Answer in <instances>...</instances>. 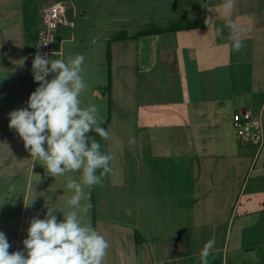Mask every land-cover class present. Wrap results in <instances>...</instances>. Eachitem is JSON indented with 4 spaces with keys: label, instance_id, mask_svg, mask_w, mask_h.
I'll list each match as a JSON object with an SVG mask.
<instances>
[{
    "label": "crops",
    "instance_id": "obj_1",
    "mask_svg": "<svg viewBox=\"0 0 264 264\" xmlns=\"http://www.w3.org/2000/svg\"><path fill=\"white\" fill-rule=\"evenodd\" d=\"M54 1L0 0V231L10 253L23 249L29 221L43 219L45 205L63 220L73 194L67 180L81 176L48 175L8 127V113L26 107L39 86V9ZM163 3L172 10L156 7L150 19L147 0H138L136 16L131 0L122 8L119 0H70L74 26L59 29L50 56L84 55L81 107L96 105L110 133L88 134L113 156L112 171L85 187L81 202L91 204L87 219L108 242L104 264H201L209 240V264H264V144H240L233 127L234 111L247 109L262 116L264 132V0H236L239 52L227 28L220 39L204 23L212 16L222 26V0L156 6Z\"/></svg>",
    "mask_w": 264,
    "mask_h": 264
},
{
    "label": "clouds",
    "instance_id": "obj_2",
    "mask_svg": "<svg viewBox=\"0 0 264 264\" xmlns=\"http://www.w3.org/2000/svg\"><path fill=\"white\" fill-rule=\"evenodd\" d=\"M235 7L236 0H222L218 5L222 26H215L212 16L204 23L214 26V36L220 39L227 28L231 47L239 52L245 44L240 27L231 18ZM84 63L83 54L65 60L37 51L32 75L39 86L29 95L26 107L8 113V127L15 130L33 161H39L48 175L55 178L80 172L81 176L79 180H67L66 187L73 194L67 197L69 210L61 212L63 220L57 219L55 207L45 205L44 218L33 216L29 221L22 250L10 253L11 244L0 231V264H104L108 242L87 219L91 204L81 202L89 199L85 187L102 184L112 171L113 156L102 151L100 142L88 135L95 132L104 140L110 138L109 131L102 127L97 106L81 107L80 96L87 88L82 75ZM135 142V137L129 138V145ZM214 246L213 240L204 244L201 264H209Z\"/></svg>",
    "mask_w": 264,
    "mask_h": 264
},
{
    "label": "built area",
    "instance_id": "obj_3",
    "mask_svg": "<svg viewBox=\"0 0 264 264\" xmlns=\"http://www.w3.org/2000/svg\"><path fill=\"white\" fill-rule=\"evenodd\" d=\"M70 0L43 2L40 5V29L36 37V52L51 56L57 51L59 29L74 26V21L67 17ZM233 127L237 141L243 145L261 147L264 144L263 118L250 110H235Z\"/></svg>",
    "mask_w": 264,
    "mask_h": 264
},
{
    "label": "rangeland",
    "instance_id": "obj_4",
    "mask_svg": "<svg viewBox=\"0 0 264 264\" xmlns=\"http://www.w3.org/2000/svg\"><path fill=\"white\" fill-rule=\"evenodd\" d=\"M93 1V0H92ZM120 1V6L122 8V5H123V0H119ZM74 2L77 3V0H74ZM156 3H157V0H147V10H146V16L150 19L153 18V15L155 14L156 12V7L157 9H162L163 12L167 11L168 10V13L172 10L170 7H171V4H168V3H163L162 4V8L160 6H156ZM138 0H131V5H130V8H131V13L133 16H136L137 15V10H138Z\"/></svg>",
    "mask_w": 264,
    "mask_h": 264
}]
</instances>
